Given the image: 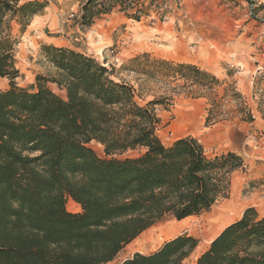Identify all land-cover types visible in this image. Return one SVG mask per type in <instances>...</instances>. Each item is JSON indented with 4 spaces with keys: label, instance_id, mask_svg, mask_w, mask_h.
Returning <instances> with one entry per match:
<instances>
[{
    "label": "trees",
    "instance_id": "obj_1",
    "mask_svg": "<svg viewBox=\"0 0 264 264\" xmlns=\"http://www.w3.org/2000/svg\"><path fill=\"white\" fill-rule=\"evenodd\" d=\"M119 2L87 0L79 22L91 25ZM47 6L0 0V79L9 81L0 89V264H109L165 217L210 211L245 159L234 151L209 156L194 136L164 143L156 111L163 98L145 101L143 83L117 78L115 68L78 49L44 44L53 71L20 86L13 21L24 32ZM122 69L174 84V94L209 98L208 120L229 98H242L233 85L220 95L224 82L194 63L144 53ZM68 198L80 212L67 209ZM198 244L181 234L118 264H186ZM195 264H264V214L246 208Z\"/></svg>",
    "mask_w": 264,
    "mask_h": 264
},
{
    "label": "rangeland",
    "instance_id": "obj_2",
    "mask_svg": "<svg viewBox=\"0 0 264 264\" xmlns=\"http://www.w3.org/2000/svg\"><path fill=\"white\" fill-rule=\"evenodd\" d=\"M26 1L31 0H21ZM40 1L48 6L26 31L21 32L13 21V35L19 40L20 86L31 87L38 74L53 71L42 54L43 45L51 44L45 43V38L53 36L58 46L78 49L115 68L117 78L136 87L143 83L145 101L163 98L156 111L163 122L158 133L164 143L194 136L209 156L234 151L245 159V167L231 174L227 194L210 211L183 220L165 217L127 244L109 264L121 263L137 252L150 254L181 234L199 240L185 261L195 264L211 241L246 208L255 207L264 214V0H124L91 25L79 22L87 0ZM144 53L197 64L224 82L220 95L224 87L233 85L242 98H229L208 120L209 98L174 94V84L145 81L122 69L123 64ZM8 85V79H0V89ZM48 85L65 96L57 85ZM91 145L104 155L101 144ZM71 200H67V209L80 212V204L73 207Z\"/></svg>",
    "mask_w": 264,
    "mask_h": 264
},
{
    "label": "crops",
    "instance_id": "obj_3",
    "mask_svg": "<svg viewBox=\"0 0 264 264\" xmlns=\"http://www.w3.org/2000/svg\"><path fill=\"white\" fill-rule=\"evenodd\" d=\"M54 40H55V37H53V36H48L47 38H45L44 42H45V43H51V44H55V45H57L56 42H53Z\"/></svg>",
    "mask_w": 264,
    "mask_h": 264
},
{
    "label": "bare ground",
    "instance_id": "obj_4",
    "mask_svg": "<svg viewBox=\"0 0 264 264\" xmlns=\"http://www.w3.org/2000/svg\"><path fill=\"white\" fill-rule=\"evenodd\" d=\"M236 200V199H235ZM71 204L73 205V207H78L79 205H77V203L74 200H71ZM228 204H225V206ZM184 224V223H183ZM183 224H179V226L183 225Z\"/></svg>",
    "mask_w": 264,
    "mask_h": 264
}]
</instances>
